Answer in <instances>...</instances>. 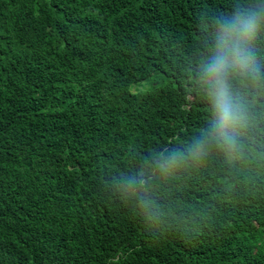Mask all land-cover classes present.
<instances>
[{
    "label": "trees",
    "instance_id": "16d2710c",
    "mask_svg": "<svg viewBox=\"0 0 264 264\" xmlns=\"http://www.w3.org/2000/svg\"><path fill=\"white\" fill-rule=\"evenodd\" d=\"M264 0H0V264H264V19L233 144L202 67Z\"/></svg>",
    "mask_w": 264,
    "mask_h": 264
},
{
    "label": "clouds",
    "instance_id": "9594fccd",
    "mask_svg": "<svg viewBox=\"0 0 264 264\" xmlns=\"http://www.w3.org/2000/svg\"><path fill=\"white\" fill-rule=\"evenodd\" d=\"M260 14L247 16L239 13L236 20L228 21L223 35H218L213 55L202 67V82L214 109V121L209 135L227 144H233L232 130L239 123L240 109L231 92L234 78L256 79L258 67L254 66L250 45L258 30Z\"/></svg>",
    "mask_w": 264,
    "mask_h": 264
}]
</instances>
